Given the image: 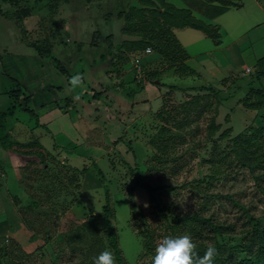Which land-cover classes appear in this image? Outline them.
Instances as JSON below:
<instances>
[{"label": "rangeland", "instance_id": "374dc122", "mask_svg": "<svg viewBox=\"0 0 264 264\" xmlns=\"http://www.w3.org/2000/svg\"><path fill=\"white\" fill-rule=\"evenodd\" d=\"M168 1L177 7L193 0ZM234 1L245 3L246 9L232 4L221 26L224 36L233 39L247 28L241 14L250 12L253 2ZM132 4L144 7L140 0H0V112L11 102L5 90L17 88L19 81L32 94L31 105L24 99L22 104L36 113L18 107L10 117L11 138L22 145L8 149L15 154L0 145V191L6 194L0 200L4 202L0 219L10 221L13 228L12 235H0V264H93L105 250L115 264H151L164 237L185 234L196 249L199 243L213 246L219 239L222 254L230 253L238 261L246 257L244 252L232 254V235L219 238L206 218L224 228L232 226L230 234L241 238L254 230L252 218L264 219V164L242 166L233 148L245 127L260 125L258 108L242 101L253 89H264V76L257 78L230 65L222 69L225 76L239 75L224 83L210 79L215 61L209 65L195 56L216 41L203 27H175L181 28L176 37L182 48L174 68L167 57L156 60L154 49L129 48L139 36L128 33V23L119 14L130 11ZM160 17L164 21V14ZM195 33L204 38L194 40ZM251 40L264 52V24L251 33ZM230 41L225 37L224 44ZM242 56L247 66L256 68L250 49ZM221 59L226 61L223 54ZM202 85L224 90H196ZM205 95L211 96L215 117L222 122L223 128L213 133L210 112L197 116L200 107L191 103L193 99L203 103ZM186 105L192 110L190 117L183 109ZM160 141L168 143V152L159 149ZM8 154L24 162L33 160L37 166L26 167L18 179L19 164L9 168L8 160H13ZM125 161L139 164L154 192L137 186L134 195L129 194L139 172ZM29 195L42 214L31 208L25 211ZM195 213L202 219L187 221ZM41 215L46 218L43 223ZM31 224L34 228L44 224L46 230L40 233L45 235L35 238Z\"/></svg>", "mask_w": 264, "mask_h": 264}, {"label": "trees", "instance_id": "16d2710c", "mask_svg": "<svg viewBox=\"0 0 264 264\" xmlns=\"http://www.w3.org/2000/svg\"><path fill=\"white\" fill-rule=\"evenodd\" d=\"M140 3L144 5V7L132 4V6H130V9H129L131 11V14H126L130 11L121 12L119 14V18L124 17L128 23V27L130 29L128 33L130 34L137 33L139 36V39L131 41L132 45L129 48L133 50H140V49L146 50L148 48L154 49V51H156L155 53L159 54L162 59L167 57V60L169 59L168 61H172L173 63L171 62L169 66H172L173 68L176 62H179V61H176L178 49L179 47L182 48L179 45L178 43L179 40L177 39L175 32H174L175 27H185L188 25L196 26V27H203L204 30L207 31L208 36H211L212 38L216 40L220 38L219 27L217 25L206 24L205 22L197 19L196 17H194L192 11L187 8H178L172 3H170L168 0H140ZM202 3L203 5H205V9L208 8L210 14H213V12H222V11L224 12L228 8H230L232 4L236 6L238 5V3L234 0H202ZM155 5H159V7ZM146 6H151V7L147 8ZM154 6L157 8L154 9ZM147 12H149L148 15H147ZM0 14H3V11L1 9H0ZM163 14H164L165 19L164 21H161L159 17ZM135 17L137 19L136 22H134ZM129 29H127V31ZM138 29H142V30H140V32L138 33L137 32ZM108 39H109V44H110L109 51L112 52L113 37L109 36ZM103 58L106 59L105 55H103ZM188 58L189 57H185L186 60L185 59L184 60L187 61ZM156 60L158 59L156 58ZM58 63H60V61ZM186 65L189 70L194 71L191 67L188 66V64ZM62 68L65 72H67L64 66H62ZM174 71L176 72V70ZM253 75H255L257 78L264 76V58H261L258 61L257 70ZM144 81L145 82L149 81V82L154 83L153 81H151V79H148V78H144ZM159 82L160 84L165 83L163 82L162 79H160ZM16 84L18 85L17 88L5 90V92L11 98V102L6 110L0 112V145L6 150H8L11 146H19V147L22 146L18 141L12 140L10 132L8 130L9 119L10 117L15 115L18 107L30 112L32 115L36 114L35 110L32 107L27 109V107H24V105L22 104V99H24L28 105H31L32 94H28L20 86L19 81H17ZM169 88L180 89V90L182 89L181 87L177 85H169ZM203 89L214 90L217 93L219 92L215 88L212 89L210 86H207V85H202L196 90H203ZM209 97L211 96L207 97V95H205L204 100L206 98L207 99L206 101L203 100V103L195 99H193L191 103L192 104L196 103V105L198 106L196 108L200 107L199 109L200 111L196 110L198 112L197 116L201 115L202 112H210L211 122L209 124V127H210L211 132L213 133V132H216V130L222 128V123L218 122L217 117H215L217 113L216 114L214 113L216 111L212 106V101L208 100ZM216 99L218 100V98ZM240 101L241 100H239V102ZM217 103H219V101H217ZM242 103L246 104L244 105L246 107L252 106V107L258 108L259 111L256 114V118H259L260 125L257 124L255 126L253 124H250L249 126L245 127V129L241 131L235 137L233 148L237 151L238 156H240V162L242 166L243 165L248 166V165L264 164V124H262V120H264V116L262 114L264 112V89L263 88L253 89L251 92V95L249 96L248 94L245 100L242 101ZM186 106H184L183 109L187 112L188 116L190 117L192 113V110H190V107H189L190 104L189 106L188 105ZM183 123L186 125L187 120L186 122H183ZM183 129H185V127ZM227 129L228 128L224 129L223 131ZM168 131L169 132L171 131L170 127L167 129V132ZM223 134L224 132L221 135ZM170 136L172 137L171 134ZM180 137H182V135H180L179 138ZM121 138L122 137H119L116 142H119ZM152 142L156 145L157 140L152 139ZM129 148L132 149L131 145H129ZM168 148H169L168 143L164 144L162 143V141H160L159 149L162 152H168ZM133 155L136 156L135 152L133 153ZM155 156L153 155V158H155ZM43 162H44V159L42 158L40 163H43ZM125 162L128 164V161H125ZM32 164L35 165L36 162L32 161ZM135 164H136L135 166H133L130 163L128 164L131 167V170L133 172H135L136 170L139 172L135 181H132L128 187L129 194L133 196L137 186H144L146 188H149L151 192H154L155 188L152 187L148 182L144 181L142 168L138 166L139 165L138 163L135 162ZM82 171L84 172L85 168H83L81 172ZM101 173L102 175H99L100 178H102L104 174L103 170L100 168L98 174H101ZM133 206H137V204L133 203ZM37 207H39L38 202L33 197L30 200L29 205L27 204L26 206H23V208H26L25 211L28 210V208H31L32 210L35 209V214H42L40 212H37V209H38ZM105 213L107 215L109 212L105 211ZM41 216L42 217H39L40 218L39 221L43 223V221L46 218L43 217V215ZM186 218H187V221H189L190 223L192 222V220L202 219V217L197 213L193 214L192 216H188ZM206 219H207L206 221L208 222V224L212 227L213 233L217 234L219 238L222 237L224 239H227L229 235H232L234 240L232 241V243H230V247H229L232 254L238 253V252H244L246 254V257L238 261L235 258L229 257L230 253L222 254L221 253L222 251L221 243L222 242L218 239L216 240L217 243L214 244L213 246L211 245L209 246L204 243H199L202 245L198 244L197 245L198 248L194 249L196 253L195 259H199L203 257L208 247H214L216 249V255L214 257L213 264H264V219L262 217L252 218L253 223H254L253 224L254 230L253 231L248 230L245 237L243 238H241L240 236H237L236 234L235 235L230 234L231 231H234L232 226L224 228L218 222H214L209 218H206ZM43 226L44 224L36 226L38 229L36 227L34 228L33 226L35 238H38L40 235L44 234V233H40V231L45 232L46 230V228H44ZM110 238L113 244L115 245L117 252H119L118 251L119 248L116 244V235L114 233H111ZM118 257L120 258L119 254H118Z\"/></svg>", "mask_w": 264, "mask_h": 264}, {"label": "crops", "instance_id": "0c3cea01", "mask_svg": "<svg viewBox=\"0 0 264 264\" xmlns=\"http://www.w3.org/2000/svg\"><path fill=\"white\" fill-rule=\"evenodd\" d=\"M252 1L253 2L249 3L250 12L244 13L243 15L241 14L242 20L245 21L247 24V28L242 32H241V30H239V33H236V36L234 39L230 35H229V37L224 36V34H226V30L222 31V27L225 23V18L227 16L225 14L228 13L229 10H231V7L228 8L224 12L223 11L222 12H213V14H210L208 8L205 9V5H203L202 0H193L192 3H188V1H184L185 3H183L182 6L177 5L178 8H187V9L191 10L194 17L205 22L206 24L217 25L219 27L220 38L218 40H216L217 42L213 41V44L210 43L211 48L202 52L204 54L198 53L195 55L198 59H200V61H203V62L209 61L207 63L209 65H211L212 60H213V62L215 61V63H214L215 68H214V70L212 69V74H211L212 77H209L210 79L221 80L220 83H224L230 77L239 75V73H238L236 75L225 76V75H227V71L223 72L222 69H227L230 65H231V67L234 66L238 70L241 69L247 73H250V74L252 73V75H253L257 70L258 61L261 58H264V54H262L264 52H261V50L256 48L255 41L252 42L253 40H251V33L256 32L260 28V26L262 24H264V0H252ZM207 6H209V5H207ZM236 9L237 10H240V9L245 10L246 4L245 3H238V5L236 6ZM209 17H210V19H209ZM230 23H231L230 25L236 24L233 21H231ZM179 30L177 28L174 29L176 36L179 33H181ZM204 36L206 39L212 40L210 37L207 38L208 35L207 36L204 35ZM225 37L229 38V41L232 39L229 42L230 43L229 45L224 44ZM191 38H193L194 40H196V39L199 40V39H203L204 37H203V35H199V34L195 33L194 36ZM179 40L181 41V39H179ZM207 45H209V43H207ZM249 49L252 51L251 57H252L253 61L254 62L256 61L255 62V64H256L255 69L250 67V66H247L248 62H247L246 58L244 56H242L243 52L247 51ZM219 53H220V56H219ZM222 54L224 55V57L226 59L225 62L221 61L222 60L221 59ZM211 55H212V57H211ZM159 57H161V56L159 54H157L156 58L159 59ZM192 57L190 56V58H189L190 62H191ZM207 64H204V66L207 67ZM192 67H194V66H192ZM192 69L194 70L195 74H199V75L202 74V72L201 71L199 72L197 68L194 67ZM212 86L216 90L217 89H223L222 86L221 87H216L214 85H212ZM187 90H189V89H187ZM187 90H183V91H187ZM190 90H192L190 92H195L192 88H190ZM175 91H179V90L175 89ZM217 91H219V90H217ZM186 93H189V92H186ZM218 100H219V103H222V100H220L219 98H218ZM218 122H220V121H218ZM220 123H222V122H220ZM8 152L10 154H11V152H13L14 154L16 153L12 150H8ZM14 156H16V155L10 156L11 160H13V161L8 160V162H10V163H7V164L9 166V168H10V165L13 163L15 164V166H16V164H19L18 167L16 168L17 169L16 173L14 171L15 176L18 179H20L21 173H22V175H25L24 171L27 169L26 167H28V166L29 167H36L37 166V163L35 165L32 164L33 160H29V161L24 162V159H20V158H18V156L13 158ZM5 173H6V171H5ZM24 181L26 182V180H24ZM2 190L3 189H1V191ZM1 191H0V200L2 199V197L5 198V196H6L5 192L2 193ZM9 198H7V199H9ZM29 198H30L29 199V201H30L32 199V196L29 195ZM20 201H22V200H20ZM3 204H4V202H3ZM0 208H1V205H0ZM3 211L5 212V208ZM4 212H3V214H4ZM7 218L9 219L10 216H7ZM9 222L8 221L6 222L5 220L0 219V235H2L3 237L5 235H7V237H8V236L13 234L12 233L13 228L12 229L10 228L11 226H10Z\"/></svg>", "mask_w": 264, "mask_h": 264}, {"label": "clouds", "instance_id": "9594fccd", "mask_svg": "<svg viewBox=\"0 0 264 264\" xmlns=\"http://www.w3.org/2000/svg\"><path fill=\"white\" fill-rule=\"evenodd\" d=\"M195 245L190 235L164 237L155 247L151 264H213L216 255L214 247H208L203 257L195 259ZM93 264H115L108 250L94 257Z\"/></svg>", "mask_w": 264, "mask_h": 264}, {"label": "built area", "instance_id": "2783aa9c", "mask_svg": "<svg viewBox=\"0 0 264 264\" xmlns=\"http://www.w3.org/2000/svg\"><path fill=\"white\" fill-rule=\"evenodd\" d=\"M151 50V49H150ZM249 70V69H248Z\"/></svg>", "mask_w": 264, "mask_h": 264}]
</instances>
